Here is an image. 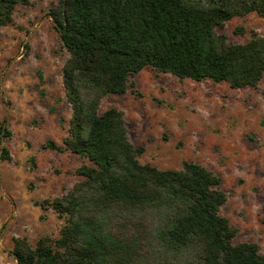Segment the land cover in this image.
<instances>
[{
  "label": "trees",
  "instance_id": "obj_1",
  "mask_svg": "<svg viewBox=\"0 0 264 264\" xmlns=\"http://www.w3.org/2000/svg\"><path fill=\"white\" fill-rule=\"evenodd\" d=\"M29 4L0 0V38L16 8ZM251 13L264 18V0H61L51 17L70 55L63 85L72 118L63 145L48 141L45 149L87 163L71 191L39 204L64 221L59 239L45 236L35 247L17 239V264H264L257 244H234L238 231L220 213L228 197L219 176L196 163L141 164L145 148L131 143L123 112H100L104 98L126 93L149 68L256 88L264 37L230 43L221 32Z\"/></svg>",
  "mask_w": 264,
  "mask_h": 264
},
{
  "label": "rangeland",
  "instance_id": "obj_2",
  "mask_svg": "<svg viewBox=\"0 0 264 264\" xmlns=\"http://www.w3.org/2000/svg\"><path fill=\"white\" fill-rule=\"evenodd\" d=\"M60 2L19 5L2 29L0 264H17V239L33 247L45 236L59 239L64 221L39 204L71 191L87 163L45 149L48 141L63 145L72 118L63 85L70 55L51 17ZM221 32L230 43H246L264 37V18L235 17ZM112 107L123 112L131 143L145 148L141 164L182 170L196 163L219 176L228 197L220 213L238 231L234 244H257L264 255V78L256 88L232 89L149 68L130 79L126 93L104 98L100 112ZM4 150L9 159H1Z\"/></svg>",
  "mask_w": 264,
  "mask_h": 264
}]
</instances>
